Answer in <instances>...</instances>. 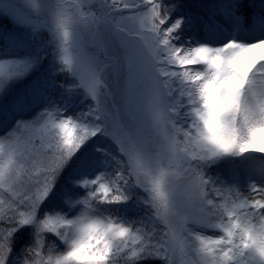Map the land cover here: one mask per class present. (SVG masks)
Masks as SVG:
<instances>
[{"label": "snow or ice", "instance_id": "6c2138e0", "mask_svg": "<svg viewBox=\"0 0 264 264\" xmlns=\"http://www.w3.org/2000/svg\"><path fill=\"white\" fill-rule=\"evenodd\" d=\"M220 4L236 21L246 7ZM7 15L47 30L53 59L26 83L47 53L0 57V111L15 124L0 137V264H264V187L250 184L262 198L249 200L206 175L226 156L264 157V38H237L236 23L214 43L206 20L200 42L183 0H18ZM93 138L118 155L88 150ZM133 203L144 218L112 212Z\"/></svg>", "mask_w": 264, "mask_h": 264}, {"label": "rangeland", "instance_id": "374dc122", "mask_svg": "<svg viewBox=\"0 0 264 264\" xmlns=\"http://www.w3.org/2000/svg\"><path fill=\"white\" fill-rule=\"evenodd\" d=\"M111 2V0H109ZM130 1L127 2H122L119 3L118 1V6L122 9L123 5L126 3H129ZM96 8L99 7V0H94ZM16 8H18V0H0V17H4L7 19L6 21L12 25L13 28H16L24 33L25 36L29 38V41H31L36 49L40 52V54H44L42 51L43 45L46 46V48L51 52V56L53 58V48L51 44L49 43L50 40V34L47 32V30H42L39 33H36L35 35L32 34L30 30H28L26 27L17 25L14 20H12L7 13L10 11H14ZM95 10V8L93 9ZM131 13L128 10L123 11L124 16H128ZM197 17H200L201 19L198 21V29L194 32V34L197 35V38L200 39V42H207L205 40V34L206 30L204 28V22L206 19L199 14H195ZM230 13L228 11L223 10H217L216 12L212 13L209 15L210 17V22L212 23V26L209 28V35H208V40H211L214 43H221L225 42L227 39L232 38L233 36V30L232 26L236 23H240L241 25H244L242 22L241 17L239 18V21L236 20H231L230 19ZM121 27H125L127 29H132L134 27V24L131 21H123L121 23ZM192 34V33H191ZM237 38L239 39H246V40H251V39H257V38H264V17L261 19H256L251 25L246 26L244 29H242L239 33H236ZM92 40V37L90 34L85 33L83 36V41L85 44V47L87 51L94 52L97 49L91 46L90 41ZM119 45V40L109 38L108 41V48L107 51L109 55H111L112 51L117 48ZM52 62V61H51ZM51 64V63H50ZM66 80L70 83V79L64 74ZM109 78L112 80V78L109 76ZM108 79V82L110 85H112L111 80ZM88 103L90 101H85L83 104L77 103L76 106V111H79L82 108H86ZM35 108V113L38 114L40 111H42V108L39 106L34 105ZM1 113V111H0ZM18 118V117H17ZM15 127L14 124V115L11 110L8 111V115L6 118L1 116L0 114V137L8 135L9 132L12 131V129ZM18 136H26L28 135L27 132H22L18 133ZM108 144V146L112 149L113 154L118 155V148L117 145L111 141L110 139H96L93 138L92 142L90 143V147L92 149L93 145L101 146V144ZM108 151V149L106 148ZM227 157V156H226ZM228 158H231V156H228ZM223 160L221 158L220 160L216 161L220 162ZM214 164V163H213ZM213 164L207 167L206 169V175L210 179H212L214 182H216V187L222 189V190H227V189H235L241 194V197H246L249 200L253 199H261L262 197L257 194L251 192L249 185L252 183H255L258 187H264V167L261 166H250V168L246 169V171H230V172H225L217 169L212 168L214 167ZM178 172H182V169H180L179 166H177L176 169ZM215 170L216 171V176L211 175V171ZM177 190H178V196L184 197L186 196L185 192V187L183 186L182 182H178L177 184ZM144 193L141 191V193L138 194V198H143ZM143 204V203H142ZM144 205V204H143ZM147 207L146 205H144ZM78 214V212H77ZM163 226V225H162ZM204 234L211 235L215 238L216 233L212 231H205ZM49 241L51 242L52 236L48 237ZM22 244L17 243L15 248H14V255L19 254L21 250ZM119 259V258H118ZM184 259L190 260L191 257H184Z\"/></svg>", "mask_w": 264, "mask_h": 264}, {"label": "trees", "instance_id": "16d2710c", "mask_svg": "<svg viewBox=\"0 0 264 264\" xmlns=\"http://www.w3.org/2000/svg\"><path fill=\"white\" fill-rule=\"evenodd\" d=\"M119 3L127 2L130 0H118ZM186 10L190 11L194 14L202 15L207 21H210L209 15L216 12L217 10H223L221 6V2L223 0H183ZM241 3H243L246 7L242 8L241 11L244 13L243 16H241L242 22L245 26L251 25L256 19H261L264 17V0H241ZM4 17H0V57L1 56H24V55H32L35 54L38 50L34 46V44L29 41V38L25 36L22 31L13 28L12 25H10L9 22L6 21ZM11 34L9 39H4L5 36ZM191 32L186 33V38H191ZM43 53H47V57L43 62V65L40 67L39 70H34L33 73L29 75V77L25 78L26 83H30L31 81H34L38 78H41L45 71L49 69L50 63L52 61V54L51 52L46 48L45 45L42 47ZM8 58V57H7ZM15 58V57H12ZM108 79H110L108 77ZM58 80L61 82L69 83L64 74H60L58 76ZM111 80V79H110ZM112 83V80H111ZM57 95L59 92L56 93ZM79 103V102H77ZM77 103L74 105L75 110ZM4 118L8 115V110L5 108L1 111ZM71 114V113H69ZM91 145L89 144L88 150H91ZM105 149L107 148L109 152L112 151V149L108 146V144H101ZM225 171L230 172L233 170L238 171H246L250 166L252 165H258L261 167H264V157H261L260 154H253L248 155L245 154L243 157H232L228 158L223 157V160L220 162L214 163L212 168H216ZM211 171V170H210ZM212 176H216V171H211ZM2 192V190H0ZM141 193V191L138 190V194ZM112 212L115 215H125L129 219L133 220H139L141 218L145 217V214L149 212L148 207L146 208L142 203L136 204L133 203L125 208H121L118 212L115 207H113ZM162 228L161 225H158ZM142 264H160L159 261H143Z\"/></svg>", "mask_w": 264, "mask_h": 264}]
</instances>
